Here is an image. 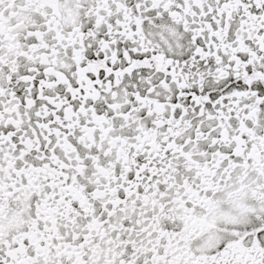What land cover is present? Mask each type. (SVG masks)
Masks as SVG:
<instances>
[{"label":"snow or ice","instance_id":"6c2138e0","mask_svg":"<svg viewBox=\"0 0 264 264\" xmlns=\"http://www.w3.org/2000/svg\"><path fill=\"white\" fill-rule=\"evenodd\" d=\"M0 264H264V0H0Z\"/></svg>","mask_w":264,"mask_h":264}]
</instances>
